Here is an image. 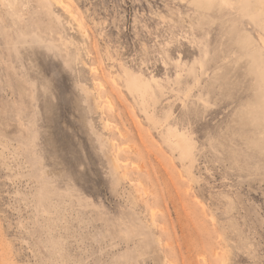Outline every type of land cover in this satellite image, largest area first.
Here are the masks:
<instances>
[{
  "label": "rangeland",
  "instance_id": "1",
  "mask_svg": "<svg viewBox=\"0 0 264 264\" xmlns=\"http://www.w3.org/2000/svg\"><path fill=\"white\" fill-rule=\"evenodd\" d=\"M263 38L264 0H0V264H264Z\"/></svg>",
  "mask_w": 264,
  "mask_h": 264
},
{
  "label": "bare ground",
  "instance_id": "2",
  "mask_svg": "<svg viewBox=\"0 0 264 264\" xmlns=\"http://www.w3.org/2000/svg\"><path fill=\"white\" fill-rule=\"evenodd\" d=\"M259 34V33H258ZM262 38V37H261ZM264 39V38H263Z\"/></svg>",
  "mask_w": 264,
  "mask_h": 264
}]
</instances>
